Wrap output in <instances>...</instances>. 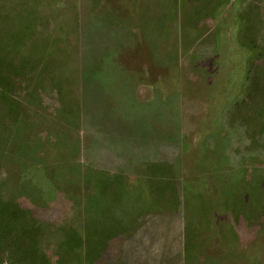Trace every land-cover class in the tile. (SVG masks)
Segmentation results:
<instances>
[{
	"label": "rangeland",
	"instance_id": "rangeland-1",
	"mask_svg": "<svg viewBox=\"0 0 264 264\" xmlns=\"http://www.w3.org/2000/svg\"><path fill=\"white\" fill-rule=\"evenodd\" d=\"M204 2L215 19L187 35L121 17L133 5L118 0H0V264H84L102 187L109 209L144 198L122 188H174L179 246L184 213L202 210L203 264H264V0ZM123 117L143 118L134 143Z\"/></svg>",
	"mask_w": 264,
	"mask_h": 264
},
{
	"label": "crops",
	"instance_id": "crops-1",
	"mask_svg": "<svg viewBox=\"0 0 264 264\" xmlns=\"http://www.w3.org/2000/svg\"><path fill=\"white\" fill-rule=\"evenodd\" d=\"M126 2L133 5L130 10H125L124 7L122 8L119 5L118 8L114 7L112 11H119L121 17H127L130 14L131 19L136 20L158 21L167 19L168 21H182L168 28H177L179 32L184 33L185 31L184 34L187 35H203V21L208 22L215 19L214 14H207L208 8L203 0H127ZM126 2L125 0H118V3L126 4ZM212 10L215 9L212 8ZM221 30L217 27L214 33L208 31L205 35L224 34ZM99 83L104 84L103 81H99ZM151 83L155 82L152 81ZM155 90V85L139 84L132 94L137 99L136 102L143 104L145 101L149 104L151 103L149 102L151 97H154ZM100 95L102 96V94ZM101 96H99L98 91H95L93 97H89L87 106H85L89 115L97 117L96 121L99 122L101 119L98 117L105 116L104 111L107 109L106 105L101 102L104 100ZM167 109V115L161 113L160 116L164 119L160 117L158 122L159 120H166V117L168 121L170 116L175 115L176 112H173L171 107ZM151 113L153 116L155 115V111H151ZM141 114L143 115V113ZM194 114L197 113L191 112V115ZM136 115L140 114L136 113ZM155 122L156 120L153 118V123ZM121 126L119 137L131 142L133 140H130V138H133L135 129L146 131L143 118L139 117L135 121L123 117ZM156 140L160 141L158 133H156ZM137 159V163H150V161L146 162V158ZM126 164L128 166L126 168L130 169L134 163L133 160H127ZM109 189L108 187H102L100 192L97 193V188H95L89 191L90 194L88 193L90 200L87 222L89 226L88 239H93L94 245L87 253L84 264H203L202 210L197 211V209L190 208L187 210V214L184 213L182 221L185 222L184 227L187 230L182 235L181 246H179L177 243L178 221L174 188H167L163 193H160L161 190L158 189L129 193L133 189L122 188V195L144 196V198L137 199L136 203L129 200L126 205H122L121 209H118V207V210L109 209L112 206L107 198ZM97 194L100 195L99 198H96ZM193 230L195 231L194 234L191 233ZM115 239H120L119 246L124 244L126 239L127 243H130L129 248L124 250L122 245V249L110 254L112 250L111 242Z\"/></svg>",
	"mask_w": 264,
	"mask_h": 264
}]
</instances>
